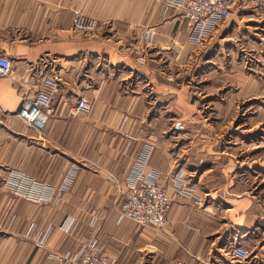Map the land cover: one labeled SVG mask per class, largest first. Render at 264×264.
Listing matches in <instances>:
<instances>
[{
    "label": "crops",
    "instance_id": "obj_1",
    "mask_svg": "<svg viewBox=\"0 0 264 264\" xmlns=\"http://www.w3.org/2000/svg\"><path fill=\"white\" fill-rule=\"evenodd\" d=\"M76 10L98 22L93 34L73 30ZM253 10L249 20L264 23ZM227 23L210 39L226 37ZM196 48L165 0H0V55L12 62L0 78V264H59L55 257L92 237L111 264H237L235 246L264 264L262 207L238 187L239 171L245 165L249 174L255 161L217 136L233 120L235 99L216 98L207 118L175 76ZM48 76L59 93L38 133L14 114ZM238 85L237 99L262 93ZM80 98L92 108L71 118ZM139 176L168 191L162 233L115 220L118 192ZM27 181L45 200L16 189Z\"/></svg>",
    "mask_w": 264,
    "mask_h": 264
},
{
    "label": "built area",
    "instance_id": "obj_2",
    "mask_svg": "<svg viewBox=\"0 0 264 264\" xmlns=\"http://www.w3.org/2000/svg\"><path fill=\"white\" fill-rule=\"evenodd\" d=\"M239 1L165 0V3L168 8L181 12L187 23V42L201 47L220 25L230 19ZM245 1L256 10L259 16L264 18V0ZM72 28L78 33L93 34L98 28V22L76 10L72 16ZM11 72L12 62L0 55V78L8 77ZM58 93V80L49 76L45 77L36 94L30 99L23 100L14 115L25 125L41 133L53 113ZM91 108L92 104L88 100L80 98L69 110V116L76 118L81 114H87ZM150 150L151 148H148L145 151L147 155L141 157L139 165L146 164ZM16 189L22 190V194L34 196L37 200H45L40 195V192L43 193L42 187L37 186L34 182H24L21 187ZM178 189L176 193L185 197L188 195L184 188ZM118 193V198L114 201L117 223L129 220L139 227L154 232H162L167 227L171 201L167 189L158 184L155 177H133L127 182L125 190H120ZM51 196L54 197L55 192ZM195 204L199 205V200H196ZM72 223L73 220L70 219L67 228ZM148 249L152 252L156 251L155 248L149 247ZM229 255L237 264H261L246 248L241 246L233 247ZM54 259L59 264H111L108 257L101 252L95 237L90 238L87 243H83L73 254L68 253Z\"/></svg>",
    "mask_w": 264,
    "mask_h": 264
},
{
    "label": "rangeland",
    "instance_id": "obj_3",
    "mask_svg": "<svg viewBox=\"0 0 264 264\" xmlns=\"http://www.w3.org/2000/svg\"><path fill=\"white\" fill-rule=\"evenodd\" d=\"M253 9L248 3L237 4L227 20L226 37L223 38L225 33H217L210 39L212 35L203 46L196 48L185 68L178 70L176 66L175 76L188 86L192 99L207 118L213 115L214 105L210 103L216 98L228 94L225 99L230 96L235 99L231 102L233 120L217 136L218 140L239 144L231 150L234 155L255 161L254 167L248 169L249 174L245 165L239 171L238 187L254 195L264 215V23L249 20L255 14ZM256 27L260 30L257 35ZM238 82H252L262 93L249 100L242 96L237 99L241 87Z\"/></svg>",
    "mask_w": 264,
    "mask_h": 264
}]
</instances>
